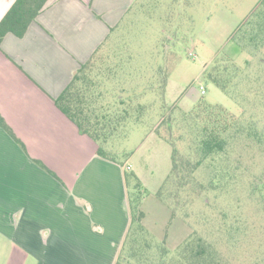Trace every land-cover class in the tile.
Listing matches in <instances>:
<instances>
[{
	"label": "trees",
	"instance_id": "trees-1",
	"mask_svg": "<svg viewBox=\"0 0 264 264\" xmlns=\"http://www.w3.org/2000/svg\"><path fill=\"white\" fill-rule=\"evenodd\" d=\"M46 1L14 0L0 18V42L7 33L22 37ZM193 2L135 0L56 97L48 95L0 48V127L26 151L8 118L31 116L48 103L96 147L98 156L122 167L118 158L121 155L107 148L109 140L127 135L132 125L148 119L156 132L162 126L163 114L169 108L164 100L165 88L178 59L174 47L187 43L188 34L182 26L190 22L191 14L185 15V11ZM138 14L141 21L134 19ZM174 18L178 22L171 29ZM231 40L240 52L249 55L242 61V68L222 52L214 58L205 77L230 98L249 103L248 112L243 107L241 114L236 115L221 105L198 102L188 114L192 135L185 142L186 151L177 147V143L184 141L181 135L174 138L161 134L171 145V168L155 194L169 204L172 215L178 211L188 217L192 205L204 198L203 192L211 184L214 188L215 184L226 185L237 176L240 178L246 154L257 152L264 156V120L257 118L264 115L263 53L250 68L252 57L260 49L264 52V0L258 1L232 33ZM34 161L48 170L41 160ZM123 176L129 226L114 264H224L219 251L221 243L213 238V231L205 235L194 231L173 249L163 241H152L141 223L144 213L140 204L146 190L133 172L123 169ZM131 180L134 184L129 191ZM249 185L251 192L263 189L255 176ZM226 217L220 219V229ZM22 260V251L13 246L7 264H21Z\"/></svg>",
	"mask_w": 264,
	"mask_h": 264
},
{
	"label": "crops",
	"instance_id": "crops-1",
	"mask_svg": "<svg viewBox=\"0 0 264 264\" xmlns=\"http://www.w3.org/2000/svg\"><path fill=\"white\" fill-rule=\"evenodd\" d=\"M134 1L47 0L24 35L5 34L0 48L56 97ZM13 2L0 0V18ZM8 122L26 151L0 127V264L13 246L21 264H114L129 226L121 166L98 156L48 103ZM71 135L92 152L83 157L64 143ZM78 158L81 165L72 167Z\"/></svg>",
	"mask_w": 264,
	"mask_h": 264
},
{
	"label": "rangeland",
	"instance_id": "rangeland-1",
	"mask_svg": "<svg viewBox=\"0 0 264 264\" xmlns=\"http://www.w3.org/2000/svg\"><path fill=\"white\" fill-rule=\"evenodd\" d=\"M258 1L195 0L186 8L185 15L191 14L190 22L184 24L182 29L186 30L188 40L174 47L178 59L165 88L164 100L169 108L163 114L165 121L158 129L159 133L152 129L151 120L148 119V122L132 125L127 135L110 139L107 147L111 153L121 155L118 158L123 163L122 169L127 173L137 172L140 176L141 187L146 190L140 204L144 213L141 223L152 241H163L167 248L173 249L194 231L204 235L213 231V238L221 243L219 251L224 256V264H264V156H259L257 152L246 154L240 178L237 176L226 185L215 184L214 188L211 184L203 192L204 198L194 202L188 217L178 211L172 215L169 204L155 194L171 168V145L161 134H170L174 138L181 135L184 141L177 143V147L186 151L185 142L192 135L188 114L198 102L221 105L236 115L241 114L243 107L248 112L249 103L242 104V101L237 102L227 96L205 77V73L210 71L214 58L222 52L228 54L230 51L228 55L231 57L230 54H235L232 51L239 50V54L232 58L236 65L243 66L242 61L249 55L240 52L231 36ZM141 18L138 14L134 19L141 21ZM177 22V18H174L171 29ZM148 31L150 39L151 33ZM258 53L252 57L250 68L255 66L258 56L262 53L264 56L261 49ZM261 74L264 77V67ZM257 118L264 120V115L260 114ZM69 141L64 143L73 147L77 145L85 152L81 154L83 157L94 149L76 135H71ZM66 144L60 146L66 147ZM80 165L78 158L72 167ZM254 176L263 184L261 192H251L249 181ZM133 184L131 180L129 191ZM223 215L227 216V221L222 222L220 229L219 222ZM227 232L230 234L226 238Z\"/></svg>",
	"mask_w": 264,
	"mask_h": 264
},
{
	"label": "built area",
	"instance_id": "built-area-1",
	"mask_svg": "<svg viewBox=\"0 0 264 264\" xmlns=\"http://www.w3.org/2000/svg\"><path fill=\"white\" fill-rule=\"evenodd\" d=\"M203 92V91H202Z\"/></svg>",
	"mask_w": 264,
	"mask_h": 264
}]
</instances>
